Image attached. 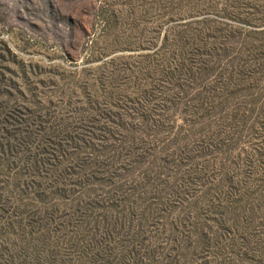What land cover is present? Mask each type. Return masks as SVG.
Returning a JSON list of instances; mask_svg holds the SVG:
<instances>
[{
    "label": "rangeland",
    "instance_id": "obj_1",
    "mask_svg": "<svg viewBox=\"0 0 264 264\" xmlns=\"http://www.w3.org/2000/svg\"><path fill=\"white\" fill-rule=\"evenodd\" d=\"M0 264H264V0H0Z\"/></svg>",
    "mask_w": 264,
    "mask_h": 264
}]
</instances>
